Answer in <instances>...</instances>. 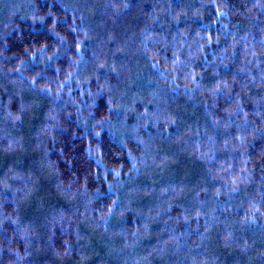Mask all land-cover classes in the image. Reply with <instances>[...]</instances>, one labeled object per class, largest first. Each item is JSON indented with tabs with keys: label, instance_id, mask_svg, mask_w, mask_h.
Segmentation results:
<instances>
[{
	"label": "trees",
	"instance_id": "16d2710c",
	"mask_svg": "<svg viewBox=\"0 0 264 264\" xmlns=\"http://www.w3.org/2000/svg\"><path fill=\"white\" fill-rule=\"evenodd\" d=\"M0 264H264V0H0Z\"/></svg>",
	"mask_w": 264,
	"mask_h": 264
}]
</instances>
